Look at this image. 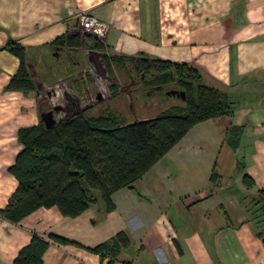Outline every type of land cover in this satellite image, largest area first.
<instances>
[{"label":"crops","instance_id":"crops-1","mask_svg":"<svg viewBox=\"0 0 264 264\" xmlns=\"http://www.w3.org/2000/svg\"><path fill=\"white\" fill-rule=\"evenodd\" d=\"M80 10L109 26L99 50H90L99 59L120 57L129 72L156 58L187 63L234 108L194 124L137 186L113 192L111 211L98 199L75 217L55 206L17 223L0 216V264H13L33 233L76 242L50 241L42 264H106L108 255L89 248L118 231L128 244L111 264H264V233L258 234L264 221L252 217L264 188V0H0V208L17 185L8 171L21 149L17 130L42 122L45 112L37 88L6 89L20 63L6 45L24 47L34 82L49 77L58 47L75 57L82 39H94L80 31ZM66 68L80 71L74 63ZM244 175L254 184L247 186ZM179 176L200 181L172 185Z\"/></svg>","mask_w":264,"mask_h":264},{"label":"trees","instance_id":"trees-1","mask_svg":"<svg viewBox=\"0 0 264 264\" xmlns=\"http://www.w3.org/2000/svg\"><path fill=\"white\" fill-rule=\"evenodd\" d=\"M60 42V38L54 40L56 44L60 45ZM96 45L100 46V41H96ZM6 49L20 61L6 89L35 90L25 64L24 47L9 42ZM101 57L108 68L111 62L119 66L125 64L114 55L102 54ZM134 65L133 70L139 76H146L140 77L141 88L145 82L154 85L172 81L176 89L184 92L185 98L173 97L176 102L170 103L173 98L158 96L157 99L166 104L153 114L141 106L142 103L151 106L152 101L148 104L144 100L135 103L137 111L133 108L132 112H120L110 108L117 96L115 93L110 104L93 110L82 108L56 120L50 128H46L43 122L19 128L17 138L21 149L8 167L17 179V185L6 205L0 208V216L17 223L38 208L55 206L63 216L75 217L98 199L103 202L106 212L111 211L115 207L113 192L130 187L194 124L228 115L234 108V101L225 92L203 83L192 65L158 58ZM144 95L145 92L142 93ZM133 112H148V116L129 119L127 115ZM232 133L230 130V141ZM213 175L212 172L210 176ZM243 181L247 186L254 184L248 175L243 176ZM252 217L256 222L264 221V188L258 190ZM263 233L264 227L258 231L259 235ZM50 241L76 243L54 233H49L47 238L33 233L19 249L13 264H42ZM127 244L126 234L118 231L110 239L89 249L99 253L102 259L108 255L106 264H111L120 248Z\"/></svg>","mask_w":264,"mask_h":264},{"label":"rangeland","instance_id":"rangeland-1","mask_svg":"<svg viewBox=\"0 0 264 264\" xmlns=\"http://www.w3.org/2000/svg\"><path fill=\"white\" fill-rule=\"evenodd\" d=\"M89 53H90L88 54L89 56H93L92 61H89V59L85 55H84L85 56L84 58L82 57V54H80V58H82V63L79 68H81V70L77 74L79 77H75L77 83L74 82V85L76 86L74 90L69 88L70 79L68 77H65V79H60L59 76L58 77H34L36 79V81L34 82V85L36 86L37 90L41 91L40 92L41 100L43 102L42 110L51 112L55 120H59L63 117L68 116L69 114L77 112L78 110L82 109L85 103H89V102L99 103L98 101L104 100V97H101V100H95L93 92L99 89V88L97 89V87L106 89L107 86L111 85L114 82L116 83L115 85H119L118 89H116L118 96L115 97L116 99L113 98L114 100L111 102L110 108H112L114 111H120V112H127V110H129L130 107L132 108L134 107V111H137L135 110L134 101H133V104L130 103L132 101V98L134 97V100L140 103L143 102V100L148 101V104L152 101L151 106H148L145 103H142L141 106H143L145 110L150 111V113L152 114L156 113L162 107L164 108L166 104L164 101L157 99L159 95L158 92H162L164 89L176 88L175 83H173L172 81L167 84L156 83L154 85H151L145 82L144 86H142L141 88L139 86L141 80H140V77L137 71L132 70L129 72L127 71V68L124 66H122L123 68L112 66L113 69L107 70L108 71L107 73L104 62L102 61V59H99L100 56L94 55L90 51ZM106 55H109V54H106ZM56 58L58 60V63H60V60H64L65 58L64 52H62L61 54H57ZM50 61H52L53 64L51 63V65L56 71L57 69L55 68L56 66H54V62H55L54 57ZM95 73L98 77H94ZM119 73L124 74L123 76L128 80L127 82L129 83V85L123 81L122 77L118 76ZM101 88L99 90L100 93L102 90ZM51 90H54V92L50 93V95L48 96L47 91H51ZM124 90L127 92L124 93L123 92ZM149 91H150L149 96L147 94L142 96V93L144 92L147 93ZM102 93H104V95L106 96L108 92L106 93L102 91ZM113 94H114L113 90L110 88V92L108 95H111V96L109 97L112 98ZM74 96L79 101L78 104H74V101L76 100L73 101L71 98ZM172 102H176V100L173 98L170 100V103ZM107 103L109 102H106L105 105ZM44 105L46 108L44 107ZM97 107H100V105L97 104L95 108L98 109ZM136 113L133 112V114L131 115L129 114V116L127 115V117L129 119H133L137 116H144V115L148 116V112L140 113V114L139 113L136 114ZM123 114L126 115L125 113ZM147 177L148 179H150L151 174H148L143 179L145 178L147 179ZM196 181H200V179L195 180L194 178L190 180L188 178H183L179 176L176 179H174V183L172 181H168L165 184L169 185L173 183L172 185H175V186H179V185L188 186L191 184L194 185ZM136 183L138 185V182ZM136 183L134 182L133 184L137 186ZM258 228L259 230H263L262 226H259Z\"/></svg>","mask_w":264,"mask_h":264},{"label":"flooded vegetation","instance_id":"flooded-vegetation-1","mask_svg":"<svg viewBox=\"0 0 264 264\" xmlns=\"http://www.w3.org/2000/svg\"><path fill=\"white\" fill-rule=\"evenodd\" d=\"M95 39V38H94ZM93 39V40H94ZM93 40H86V39H82V41L80 42V45H78V50H77V52L75 51L74 53H75V57H73V55L70 57V58H68L69 57V55L68 54H66L67 52H64V55H65V58H64V60H61V62L60 63H62V65H61V67H60V63H58V60H57V58H54V60H55V62H54V66H56L55 68L57 69L56 71L54 70V68H53V70L52 71H50L48 74V76L49 77H60V79H65V77H68L69 79H70V84L69 85H72L75 81H76V78L75 77H79L77 74H78V72H75V71H71V70H68V68H66V67H69V64H71V63H74V64H77L79 67H80V65H81V63H82V58H80V54H82V57H84L85 58V56L88 58V54H89V51L90 50H99L98 48H99V46H97L96 45V43H93ZM97 41V40H96ZM58 46H60V45H58ZM57 54H60V48L59 49H57V52H56V54H54V56L55 55H57ZM77 54V55H76ZM103 54H105V53H103ZM85 55V56H84ZM106 55V54H105ZM112 54H109L108 56H111ZM57 57V56H56ZM51 63H52V61H51ZM53 64V63H52ZM67 64V65H66ZM104 64H105V66H106V71L107 70H112L113 69V67L112 66H116V67H119V68H123L122 66H119V65H115L114 63H110V66H109V68H108V66L106 65V63L104 62ZM51 66V65H50ZM80 70H81V68H80ZM56 73V74H55ZM107 73H108V71H107ZM55 74V75H54ZM124 74L122 73V74H120L119 73V77H122L123 78V81L124 82H126V84H128L129 85V83L127 82L128 80L123 76ZM94 77H98L97 75H96V73L94 74ZM111 77V76H110ZM139 77H146V76H143V74H141V76H139ZM113 82V81H112ZM116 83L114 82V83H112L111 85H109V86H107L106 87V89H102L101 87H97V91H94L93 92V95H94V99L95 100H98L97 99V96H98V93H99V95H100V97H104V100H102V101H98L99 103H92V102H89V103H85L84 105H83V107L82 108H92V110L93 109H96L95 107H96V105L97 104H99L100 105V107H103L104 105H105V103L106 102H110L111 101V98L109 97V96H111V95H108L109 94V92H110V88L113 90V93L115 94L116 93V95L118 94L117 92H116V89H118V87H119V85H115ZM113 85H115L116 87L115 88H112V86ZM73 86V85H72ZM36 87V86H35ZM42 88V87H41ZM100 88L102 89L101 90V93H100ZM170 89H172V88H169V89H164L162 92H158L159 93V97H164L165 99H168V98H173V97H179V96H177L176 94H174V95H172V94H168L167 93V91H169ZM37 90V89H36ZM102 91L103 92H108L107 94H106V96L104 95V93H102ZM52 92H54V90H51V91H47V95L49 96L50 95V93H52ZM120 92V91H119ZM124 93L125 92H127V91H123ZM120 94V93H119ZM147 95H150V91L149 92H147L146 93ZM152 94V93H151ZM71 96V95H70ZM118 96V95H117ZM72 98V100L74 101L75 99V96L74 97H71ZM133 101H134V106L136 105L135 103H137V101L136 100H134V97L132 98V101L130 102L131 104H133ZM129 103V104H130ZM74 104H75V101H74ZM100 107H97V108H100ZM134 108V107H133ZM133 108L132 107H130V109H129V111H133Z\"/></svg>","mask_w":264,"mask_h":264},{"label":"built area","instance_id":"built-area-1","mask_svg":"<svg viewBox=\"0 0 264 264\" xmlns=\"http://www.w3.org/2000/svg\"><path fill=\"white\" fill-rule=\"evenodd\" d=\"M76 20L84 35L95 38L97 41H101L108 33V24L86 10H80L76 14Z\"/></svg>","mask_w":264,"mask_h":264},{"label":"water","instance_id":"water-1","mask_svg":"<svg viewBox=\"0 0 264 264\" xmlns=\"http://www.w3.org/2000/svg\"><path fill=\"white\" fill-rule=\"evenodd\" d=\"M58 48H60V47H58ZM167 93L172 94V95L176 94L177 96L181 97V99L185 98L184 92L182 90H179L176 88L170 89L169 91H167ZM74 99L76 100L75 104H78L79 101L77 100V98L75 97ZM97 99L101 100L99 93H98ZM40 118H41V120H42V122L46 128L52 127L56 122V120L53 118L52 113L48 112V111L43 112L41 114Z\"/></svg>","mask_w":264,"mask_h":264}]
</instances>
